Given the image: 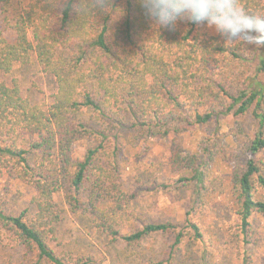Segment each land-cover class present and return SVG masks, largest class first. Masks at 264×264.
<instances>
[{
  "label": "trees",
  "instance_id": "16d2710c",
  "mask_svg": "<svg viewBox=\"0 0 264 264\" xmlns=\"http://www.w3.org/2000/svg\"><path fill=\"white\" fill-rule=\"evenodd\" d=\"M238 3L264 18V0ZM11 5L0 0V172L34 187L36 212L26 218L0 206V235L23 247L29 264H94L53 247L64 213L58 195L73 214L89 216L99 231L129 246L173 234L164 258L149 264H175L177 248L202 239L195 223L182 229L173 222L145 223L131 234L119 229L135 215L116 152L106 146L110 126L124 122L118 110L135 113L138 125L162 137L188 119L203 125L231 111L255 119L256 133L235 158L232 182L243 233L255 213L264 216V201L255 194L257 186L264 191V46L227 43L207 25L181 21L175 29L162 28L144 16L138 0H29L16 14ZM34 56L57 84L46 109L24 97L12 78ZM246 67L257 71L249 74ZM83 111L103 129L79 120ZM23 137L28 148L19 143ZM92 137L97 144L79 154L76 144ZM201 176L193 179L201 183Z\"/></svg>",
  "mask_w": 264,
  "mask_h": 264
},
{
  "label": "rangeland",
  "instance_id": "374dc122",
  "mask_svg": "<svg viewBox=\"0 0 264 264\" xmlns=\"http://www.w3.org/2000/svg\"><path fill=\"white\" fill-rule=\"evenodd\" d=\"M28 2L12 0L11 12L18 13ZM206 31L219 35L208 25ZM221 39L225 41L222 36ZM245 70L249 74L257 71L255 67ZM12 78L20 81L24 97L45 109L57 92L55 78L43 71L35 56L31 64L16 67ZM118 112L124 122L115 129L110 126L106 146L109 152H116L130 212L135 215L121 222V232L131 234L145 223L173 222L181 229L195 223L203 237L177 248L175 264H243L244 261L264 264V216L255 213L251 227L243 233L232 182L235 158L254 137L257 121L235 117L231 111L203 125L191 119L180 121L178 131L162 137L152 136L147 127L138 125L135 113ZM79 120L92 128L103 129L91 112H81ZM97 142L94 137L83 139L76 144L79 154ZM19 143L28 148V137L21 138ZM262 162L264 165V158ZM198 173L202 174L201 183L193 179ZM35 194L32 185L13 173L0 172V206L7 214L25 213L26 218H31L36 212L32 201ZM255 194L256 199L264 201V191L259 186ZM57 202L64 211L58 225V241L53 244L58 253L66 250L75 256H88L94 264H149L153 260L161 261L174 242L173 234L161 233L145 238L137 246H129L99 231L89 216L73 214L63 195L57 196ZM10 261L29 264L25 249L1 234L0 264Z\"/></svg>",
  "mask_w": 264,
  "mask_h": 264
},
{
  "label": "clouds",
  "instance_id": "9594fccd",
  "mask_svg": "<svg viewBox=\"0 0 264 264\" xmlns=\"http://www.w3.org/2000/svg\"><path fill=\"white\" fill-rule=\"evenodd\" d=\"M146 18L162 28L179 22L208 25L226 42L242 39L264 46V18L240 7L238 0H138Z\"/></svg>",
  "mask_w": 264,
  "mask_h": 264
}]
</instances>
